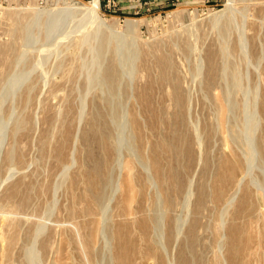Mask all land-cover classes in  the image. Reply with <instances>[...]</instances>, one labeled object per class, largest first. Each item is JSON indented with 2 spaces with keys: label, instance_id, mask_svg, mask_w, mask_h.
<instances>
[{
  "label": "rangeland",
  "instance_id": "374dc122",
  "mask_svg": "<svg viewBox=\"0 0 264 264\" xmlns=\"http://www.w3.org/2000/svg\"><path fill=\"white\" fill-rule=\"evenodd\" d=\"M65 1L71 6L55 3L56 0H0V264H79L82 261L81 264H91L81 243L84 228L80 226L88 221L97 231L92 245L94 258L91 257L95 264H115L116 228L125 220L129 224L127 238L133 245L131 252L136 253V248H143V244L145 248L148 243L141 240L136 222L156 212V207L152 210L151 200H159L160 190L153 168L140 156L138 145H144L141 150L149 153L155 140L161 145L171 142L169 152L163 150L161 157L164 161L168 159L170 166L180 170L185 178L181 190L172 194L177 201L172 210L173 217L176 216L172 228L178 229L180 225L183 227L181 233L173 229L174 237L166 240V221L162 217L154 228L151 227L153 230L150 229L151 238L160 242L154 239L158 254L167 264H176L180 247L186 243L190 218H195L197 240L186 247L190 261L229 264L225 250L230 242L229 224H237L241 229L247 228V233L239 230L243 235L250 232L259 239L251 249L259 251L261 264H264V237L259 232L264 225H260L264 223V156H260L258 149H264V0L254 1V4L235 0L237 11L228 33L211 19L214 12L225 7L227 0H123L124 3L122 0H98V14L106 20L102 25L98 17L84 9L91 0ZM127 18L138 21L135 26L127 27ZM241 39H244L242 43ZM184 42L190 44L185 46ZM210 51L216 53L217 71L212 86L207 87ZM161 54L170 55L176 63L174 76L180 89L188 95L181 112L174 103L171 83L159 77L156 58ZM110 67L117 73L114 89L107 86L104 79V70ZM233 101L238 105L239 115L235 110L232 116L226 108H230ZM219 103L224 105L227 116L223 122L225 131L223 124L215 122ZM107 110H110L108 115ZM131 113L141 123L138 129L130 125ZM179 116L185 117L181 119L182 124L177 123ZM96 118H106L108 132L101 134L103 144L98 136L94 140L92 134ZM151 122L155 124L154 129H151ZM212 123L213 131L210 130ZM138 130L144 133L145 142L137 141ZM179 134H190L194 138L191 156L184 153V146L176 143L174 138ZM106 156L110 163L109 172L106 169L109 177L102 190L104 198L95 205L94 212H84L92 207L86 176H97L91 169L92 160ZM230 157L245 159L247 165L244 164L243 172L231 176L230 183H219V163ZM206 158L209 160L205 168ZM127 159L133 162L129 167L131 174L140 182L146 177L147 184L135 196L136 202L132 201L131 209L135 208L132 214L122 213L119 202L124 193L118 181L129 170L123 167ZM200 184L204 186L205 196L202 203L196 205ZM218 190L222 193L220 202L214 196ZM140 191L146 196L145 200L141 199ZM246 192L247 202L251 198L253 201L247 203V215H251L248 219L242 216L246 213L240 209ZM183 221L186 222L183 224ZM244 244L242 247L246 248ZM231 249L237 253L235 246ZM24 250L33 253L25 254ZM32 254H36L37 259ZM145 260L135 258L131 264L154 262Z\"/></svg>",
  "mask_w": 264,
  "mask_h": 264
},
{
  "label": "bare ground",
  "instance_id": "6f19581e",
  "mask_svg": "<svg viewBox=\"0 0 264 264\" xmlns=\"http://www.w3.org/2000/svg\"><path fill=\"white\" fill-rule=\"evenodd\" d=\"M246 4L248 3V4H254L255 2L254 1H258V0H243ZM60 2L61 3H63V4H68V2H66L65 0H56V2L55 3H59L60 4ZM259 2V1H258ZM73 4V3H72ZM234 4H235V0H227V2H226V5H225V7L223 8V9H220V10H218V11H216V12H214L213 14H212V18L211 19H213V21L212 22H214V23H216V24H221V26H222V28L225 30V32H227L228 33V31H229V29H230V27H231V24H232V21H234V19H235V7H234ZM64 5V6H65ZM69 6H71V3L70 4H68ZM87 6H86V8H84V9H87L92 15H94L95 17H98V21H99V23L102 25L103 23H104V21H106L103 17H101L99 14H98V6H99V2H98V0H91L89 3H87L86 4ZM85 7V6H84ZM70 8V7H69ZM264 10V9H263ZM237 11V10H236ZM174 12H177V11H174ZM180 12V11H179ZM239 12V11H238ZM174 15H175V13H173ZM176 14H179L178 12L176 13ZM181 14H182V11H181ZM179 16H180V14H179ZM20 21V20H19ZM18 21V22H19ZM137 19H133V18H127V19H125V22H126V25H127V27H132L133 25L135 26V23H137ZM17 25V24H16ZM216 26V25H215ZM184 29V28H183ZM188 32V31H187ZM264 32V31H263ZM176 33H178V32H176ZM186 33V32H185ZM180 35V34H179ZM263 35V34H262ZM184 36H185V34H184ZM251 36V35H250ZM80 37V36H79ZM178 37V36H177ZM186 38V37H185ZM189 38V37H188ZM191 38H192V36H191ZM250 38V37H249ZM252 38V37H251ZM264 38V37H263ZM90 39V38H89ZM254 39V38H253ZM256 39H257V37H256ZM183 40V39H182ZM234 40V39H233ZM229 41V40H228ZM241 41V43H242V41H244V39H241L240 40ZM245 41H247V38H246V40ZM171 42V41H170ZM169 42V43H170ZM232 42V41H231ZM231 42H230V44H231ZM249 42V41H248ZM255 42V41H254ZM166 43V42H165ZM180 43V42H179ZM185 43V46H187V44H190L189 42L187 43V42H184ZM235 43H237V42H235ZM167 44V43H166ZM228 44H229V42H228ZM233 44V43H232ZM168 45V44H167ZM238 45V44H237ZM253 45V44H252ZM251 45V46H252ZM258 45V44H257ZM250 46V45H249ZM153 47V46H152ZM142 48H144V47H142ZM154 48V47H153ZM170 48V47H169ZM235 48H237V47H235ZM239 48V47H238ZM152 50V49H151ZM155 50V52H156V49H154ZM153 50V51H154ZM161 50V49H160ZM165 50V49H164ZM184 50H186V49H184ZM234 50V49H233ZM166 51V50H165ZM168 51V50H167ZM252 51H254V50H252ZM148 52V51H147ZM150 52V51H149ZM157 52H160V51H157ZM156 52V53H157ZM173 52V51H172ZM161 53V52H160ZM164 53V52H163ZM256 53H257V51H256ZM159 54V53H158ZM173 54V53H172ZM255 54V53H254ZM252 55V54H251ZM158 56V55H157ZM214 57H216V53H215V51H210V53L208 54V57H207V69L206 70H208V72H209V77L207 78V79H205L206 80V83H207V87L208 86H212V83L213 82H211L212 81V79H213V75L216 73V71H217V64H216V59H214ZM254 57V56H253ZM256 57V56H255ZM217 58V57H216ZM173 59L172 58H170V55H167V54H161V56H158L157 58H156V63H158V66L160 67L159 68V77H160V79H161V81H169L168 83H171V85H172V89H173V98H174V103H175V105L177 106V110L179 111V112H181V110H182V108L184 107V105H185V101H186V97L188 96L187 95V93H185L184 94V89H180V87H179V85L180 84H178L179 82H177L178 80H177V78L174 76L175 75V70H176V63H174V61H172ZM226 65H227V63H226ZM232 66H233V64H232ZM81 67H82V65H81ZM198 67V66H197ZM219 67V66H218ZM225 67V66H224ZM228 67V66H227ZM226 67V68H227ZM229 67H231L230 65H229ZM233 67H235V65L233 66ZM236 68V67H235ZM234 68V69H235ZM57 69V68H56ZM232 69V68H231ZM168 70V71H167ZM218 70H219V68H218ZM105 72H104V79H105V83H107V86L109 85V87L111 88H113L114 89V86H115V80L117 79V73H116V71H115V69L113 68V67H110V68H107L106 70H104ZM229 71H230V68H229ZM198 72V71H197ZM196 72V73H197ZM178 73V72H177ZM180 73V72H179ZM201 74V73H200ZM177 75V74H176ZM194 76H195V74H194ZM202 76V75H201ZM157 77V76H156ZM158 77V78H159ZM103 79V80H104ZM192 80H195V79H193L192 78ZM204 80V79H203ZM117 81V80H116ZM185 82V81H184ZM211 82V83H210ZM200 83V82H199ZM203 83H205V82H203ZM116 85H117V83H116ZM186 86V85H185ZM205 86H206V84H205ZM117 87V86H116ZM206 88V87H205ZM211 89V88H210ZM108 90H110V89H108ZM112 90V89H111ZM208 90V89H207ZM226 90H227V88H226ZM114 90H112L111 92H113ZM185 91H186V89H185ZM115 92H117V91H115ZM209 92V91H208ZM221 93H223V92H221L220 91V94ZM226 93V92H225ZM113 95H115L114 93H113ZM187 95V96H186ZM211 95V94H210ZM222 95V94H221ZM246 95V94H245ZM207 96V95H206ZM222 97H223V95H222ZM20 99H21V97H20ZM23 99V98H22ZM215 100V99H214ZM222 100V99H221ZM233 100H234V98H233ZM240 100V99H239ZM224 101H226V100H223V102ZM220 102V101H219ZM222 102V103H223ZM227 102V101H226ZM236 102H237V100H236ZM111 104V103H110ZM226 105V104H225ZM245 105V104H244ZM226 106H228V105H226ZM117 108V107H116ZM219 109H217L218 110V115H217V118H218V120H216L215 122L217 123L218 122V124H223V122H224V119H226V112H225V108H224V105H222L221 103H219V107H218ZM226 108H228V110L230 111V113L229 114H231L232 116H234V113H236L237 112V114L239 115V112L237 111V109H238V105L236 104V103H234V101L233 102H230V108L229 107H226ZM243 108H244V106H243ZM104 109V108H103ZM107 109V108H106ZM114 109H115V107H114ZM105 110V109H104ZM227 110V109H226ZM235 110H236V112H235ZM240 110V109H239ZM243 110V109H242ZM102 112H103V110H101ZM108 111H110V110H107L106 111V114L108 113ZM119 111V110H118ZM114 112H115V110H114ZM183 112V111H182ZM185 112V111H184ZM228 112V111H227ZM243 112V111H242ZM110 114V113H109ZM178 114V113H177ZM99 114H97V116H98ZM108 115V114H107ZM175 115V114H174ZM262 115V114H261ZM99 116H102V115H99ZM130 116V118H129V121H130V125L133 127V128H137L138 129V127L140 126L139 124H141V123H139V120H138V118H137V116L135 115V114H130L129 115ZM177 115H175V117H176ZM236 116V115H235ZM240 116H241V114H240ZM244 116V115H243ZM152 117V116H151ZM182 117V116H181ZM257 117V116H256ZM262 117V116H261ZM182 118H185V117H182ZM182 118H180V116L179 117H177V123H180V124H182L181 123V119ZM260 118V117H259ZM100 119V118H99ZM106 119V118H105ZM105 119H100V120H97V118L96 119H94V128H93V132H92V134H93V136H95V138H94V140L95 139H97L96 138V136H98V141L100 142V143H102V139H101V134H102V132H104V133H106V132H108V127H107V124H106V122H105ZM109 119V118H108ZM153 119V118H152ZM229 119H231V118H229ZM233 119V118H232ZM240 119V118H239ZM257 119V118H256ZM148 120H149V117H148ZM260 120V119H259ZM99 121H101V124H102V126H101V124H100V122ZM109 121V120H108ZM157 121L158 120H156L155 122L157 123ZM176 121V120H175ZM232 121V120H231ZM234 121V120H233ZM235 121H237L238 123H239V120H235ZM185 122V121H184ZM264 122V121H263ZM176 123V124H177ZM96 124H99V128L98 127H96L97 125ZM151 125V129H154V127H155V124H154V122L152 123H150ZM217 124V125H218ZM226 124V123H225ZM157 125H158V123H157ZM178 125V124H177ZM184 125H186L185 123H184ZM198 125V124H197ZM238 125V124H237ZM18 126V125H17ZM196 126V125H195ZM211 126V129L210 130H212L213 131V123L210 125ZM216 126V125H215ZM223 126V129H224V124L222 125ZM254 126V125H253ZM252 126V127H253ZM262 126V125H261ZM218 127H220L219 125H218ZM226 127V126H225ZM20 128V127H19ZM100 128H103V129H100ZM179 128V127H178ZM184 128V127H183ZM194 128H197V127H194ZM194 128H193V130H194ZM205 128H206V126H205ZM207 128H208V126H207ZM222 128V127H221ZM137 129H136V131H137ZM150 129V128H149ZM16 130V129H15ZM134 131H135V129H133ZM180 130V129H179ZM196 130V129H195ZM255 130V129H254ZM139 131V130H138ZM142 131V130H141ZM141 131H139L138 132V142L139 143H141V141H144V138H143V134L141 133ZM154 131V130H153ZM153 131H151V132H153ZM208 131H209V129H208ZM211 131V132H212ZM215 131V130H214ZM224 131H225V129H224ZM223 131V132H224ZM252 131H253V129H252ZM119 132V131H118ZM183 132V131H182ZM181 131H180V133H182ZM207 132V131H206ZM211 132H209V133H211ZM137 133V132H136ZM184 133H185V131H184ZM209 133H206V135L207 134H209ZM225 133V132H224ZM254 133V132H253ZM227 134V133H226ZM225 134V135H226ZM246 134V133H245ZM109 135V134H108ZM111 135V134H110ZM131 135V134H130ZM137 135V134H136ZM135 135V136H136ZM147 135V134H146ZM240 135V134H239ZM173 136H174V134H173ZM210 136H211V134H210ZM245 136V135H244ZM247 136V135H246ZM260 136V135H259ZM263 136H264V134H263ZM145 137V136H144ZM149 137V136H148ZM253 137V136H252ZM256 137V136H255ZM105 138V137H104ZM208 138V137H207ZM223 138H224V135H223ZM249 138V137H248ZM150 139V138H149ZM175 139V141H176V143L178 144V145H182V147L184 146V153H186L188 156L190 155L191 156V154H192V145H193V143H192V145H191V140H194V138L192 139L191 138V136H190V134L189 135H187L186 134V136H184V134H183V136L181 135V134H179L177 137H175L174 138ZM225 139V138H224ZM229 139V138H228ZM250 139V138H249ZM261 139V138H260ZM105 140V139H104ZM155 140V139H154ZM153 140V141H154ZM172 140H173V138H172ZM226 140H227V137H226ZM230 140V139H229ZM251 140H252V138H251ZM259 140V139H258ZM152 141V142H153ZM158 141V140H157ZM228 141V140H227ZM226 141V142H227ZM262 141V140H261ZM98 142V143H99ZM104 142V141H103ZM145 142V141H144ZM209 142V141H208ZM259 142V141H258ZM263 142V141H262ZM261 142V143H262ZM171 143V142H170ZM169 143V144H170ZM172 143H174V142H172ZM194 143H195V141H194ZM103 144V143H102ZM151 144V143H150ZM169 144L167 143H165L164 145H161V144H159L158 142H156V140H155V142H154V144H153V146H152V148L149 150V153H144L141 149H142V146H144V145H142V146H140V145H138V147H140V149H138V152H139V154H140V156L142 157V158H144V160H146L147 161V163L150 165V167H152L153 168V171H154V174H155V178H156V182H157V184H158V188H159V190H160V194H159V200H157L156 198H154V199H152V198H150V200H151V204H152V206H153V208H152V206H151V208H152V210H155L154 208L156 207L157 208V210H156V212L154 213V214H144L145 215V217H143L142 216V219H140L139 220V222H136L137 224L136 225H138V227H139V231H141L139 234V236H140V238H141V240H143V241H145V243L147 242L148 243V245H146V247L144 248V244L142 245L143 246V248L142 247H139V248H136V253L135 252H131V246H133V245H131V243H130V240H129V238H127L128 237V226H129V224H128V222H127V220H125V222H123L122 224H120L119 223V225H118V227L116 228V236H115V241H116V243L114 244V259H115V264H131V262H132V260H134L135 258H138V261H139V259L140 258H142L143 260L144 259H146L145 261L147 262V260H153L156 264H167L166 263V260L162 257V255H159L158 254V250H159V248H158V246H157V243H156V241L157 242H159V240H157V238L155 239L154 237V239L156 240H154V239H152L151 238V234L150 233H152V232H150V229H151V231L153 230L152 228H154L153 226L158 222V219L160 220V217H162V218H164V220L166 221V232H165V236H166V240H167V238H168V241L171 239V236H172V230L173 229H176V228H172L173 226H174V221H175V217H173V215L174 214H172L173 212H172V210H173V208L176 206V202L173 200V198H172V194L174 195V194H177L180 190H181V187H182V184L185 182L184 181V177L181 175L182 173L180 172V170L178 171V169L176 170L173 166H170L171 164H170V161L167 159V161L165 160H163V158L161 157V156H163L162 155V153L164 152L163 150H166L167 152H169ZM263 144V143H262ZM134 145V144H133ZM146 145V144H145ZM101 146V145H100ZM177 146V145H176ZM258 146H260V143L258 144ZM104 147V146H103ZM145 147V146H144ZM149 147V146H148ZM179 147V146H178ZM150 148V147H149ZM258 148V147H257ZM256 148V149H257ZM175 149H176V147H175ZM180 149V148H179ZM179 149H176V150H179ZM230 149V148H229ZM261 152H259V154H261L260 156H264V149H262V147H259L258 148ZM104 150V149H103ZM131 150V149H130ZM175 150V151H176ZM247 150V149H246ZM245 150V151H246ZM137 151V150H136ZM230 151V150H229ZM233 151V150H232ZM249 151V150H248ZM258 151V150H257ZM92 153V152H91ZM104 153H106V152H104ZM173 153H174V151H173ZM178 153V152H177ZM231 153V152H230ZM236 153V152H235ZM246 153V152H245ZM170 154V153H169ZM181 154V153H180ZM229 154V153H228ZM105 155V154H104ZM168 155V154H167ZM248 155H250V153L248 154ZM169 156V155H168ZM168 156H166V157H168ZM208 156V155H207ZM231 156V155H230ZM237 156H239L238 154H237ZM91 157V156H90ZM99 157V156H98ZM97 157V158H98ZM141 157H140V159H141ZM209 157V156H208ZM171 158V157H170ZM261 158V157H260ZM189 159V158H188ZM262 159V158H261ZM134 160V159H133ZM171 160V159H170ZM190 160V159H189ZM208 160L209 159H207L206 158V160H205V165H204V167L206 168L207 167V163H208ZM219 160V159H218ZM224 160V159H223ZM244 161H246L245 159H243ZM250 160V159H249ZM126 161V160H125ZM124 161V162H125ZM244 161H242V159L240 158V157H233V158H229V159H226V161H224V163L223 162H221V163H219V170H220V173H219V175H218V177H217V179H218V181H219V183H221V182H224V184H228V183H230L231 181H232V175L233 174H235L236 172H243V170H244ZM92 167H91V169H94V171H95V174L97 175V176H94V175H89V176H86V177H88V181H87V184L85 183V182H83V185H84V183H85V185H86V188H88V190H90L91 191V193L89 192V194L91 195V202H92V207H88V208H86L85 210H84V212L86 211H88V212H91V211H95L94 210V207H95V209H96V204H98V202L100 201V200H103V195H102V190H103V187H104V184H106V181H107V178L109 177L108 175V167H109V163H110V159L108 158V156H106V157H102L101 159H98V160H92ZM134 162H135V160H134ZM192 162V161H191ZM220 162V161H219ZM248 162V161H247ZM218 163V162H217ZM133 164V162L130 160V162L128 161V159H127V161H126V163L123 165V167H124V169H129V167L131 166V165ZM135 164L137 165V163L135 162ZM134 164V165H135ZM186 164H187V161H186ZM262 164V163H261ZM176 165V164H175ZM174 165V166H175ZM188 165V164H187ZM245 165H247V164H245ZM185 166V165H184ZM189 166V165H188ZM217 166H218V164H217ZM84 167H86V166H84ZM133 167V166H132ZM176 167V166H175ZM246 167V166H245ZM134 168V167H133ZM136 168H137V166H136ZM140 168V167H139ZM179 168V167H178ZM184 168V167H183ZM186 168V167H185ZM184 168V169H185ZM84 169V168H83ZM86 169H88V168H86ZM89 170V171H92V170ZM106 169H107V171H106ZM184 169H183V171H184ZM218 169V168H217ZM82 170V169H81ZM80 170V171H81ZM130 170L131 169H129L127 172H126V174L124 175V177H122V180L121 181H118V185H119V187L122 189V191H123V193L124 194H122L123 196H122V199H121V201H119V202H121L120 203V205H121V208L120 209H122L121 210V212L122 213H128V214H132L134 211V209H131L132 207H131V203H132V201L134 200V198H135V196L139 193V190H141L144 186H145V184H146V181H145V179H146V177H145V179H142L143 177H141V179H142V181L140 182L139 180H137V177L135 176V175H133V173L131 174V172H130ZM140 170V169H139ZM142 170V169H141ZM88 171V172H89ZM151 171V170H150ZM134 172V171H133ZM143 172H146L145 170L143 171ZM149 172V171H148ZM206 172V171H205ZM125 172H123V174H124ZM137 172L135 171V174H136ZM152 173V172H151ZM184 173H185V171H184ZM83 174V173H82ZM123 174H122V176H123ZM137 174H139V173H137ZM146 174V173H145ZM147 174H149L150 175V173H147ZM185 175V174H184ZM236 175V174H235ZM140 176H142L141 174H140ZM139 176V177H140ZM144 176H147V175H144ZM84 178H85V176H83ZM150 177H151V175H150ZM214 177V176H213ZM216 178V177H215ZM169 179H170V181H169ZM213 179V178H212ZM263 179H264V177H263ZM262 179V180H263ZM153 180V179H152ZM80 181V180H79ZM86 181V180H85ZM137 181H139V184H140V186L138 185V183H137ZM217 181V182H218ZM264 181V180H263ZM84 185V186H85ZM147 185V184H146ZM211 185V184H210ZM217 185V184H216ZM219 185V184H218ZM149 186V185H148ZM152 186V185H151ZM150 186V187H151ZM147 187V186H146ZM215 187V186H214ZM228 187V186H227ZM197 197H196V200H195V203H196V205L197 204H200V202L202 201V199H203V197L205 196V190H204V186L202 185V184H200V185H198L197 186ZM146 189V188H145ZM249 189V188H248ZM27 190H28V188L25 190L26 192H27ZM87 190V189H86ZM87 190V191H88ZM107 190H108V188H107ZM144 190V189H143ZM149 190V189H148ZM83 191H85V190H83ZM221 191V190H220ZM219 190L217 191V193H216V195L214 194V196H215V199L217 200V201H219L220 202V200H221V198H222V193L220 192ZM108 192V191H107ZM141 192V191H140ZM143 192V191H142ZM141 192V199L142 200H145L146 199V196L144 195V193H142ZM147 192V191H146ZM174 192H176V193H174ZM208 192V191H207ZM214 192V191H213ZM250 192V191H249ZM83 193V192H82ZM210 193V192H209ZM84 194V193H83ZM244 194V193H243ZM257 194V193H256ZM79 195H80V193H79ZM252 195V194H251ZM78 196V195H77ZM81 196V198H82V195H80ZM84 196V195H83ZM121 196V195H120ZM139 196V195H138ZM211 196V195H210ZM242 196H244V195H242ZM241 196V197H242ZM258 196V199H260V197H259V195H257ZM25 196H23V198H24ZM79 197V196H78ZM119 197V196H118ZM151 197V196H150ZM155 197V196H154ZM174 197V196H173ZM179 197H180V194H179ZM178 197V198H179ZM246 197H247V192H246V195L244 196V198L242 199V201L240 202L241 204V207H240V209L242 210V212H243V210H244V213H246V214H244V215H242V216H246V218H247V216L249 215V213H248V215H247V203L249 202H251L252 200V198L247 202V200H246ZM254 197V196H253ZM256 197V196H255ZM149 197H147V199H148ZM157 198H158V194H157ZM184 198H185V196H184ZM183 198V199H184ZM206 198V197H205ZM204 198V199H205ZM213 198V197H212ZM25 199V198H24ZM23 199V200H24ZM83 199V198H82ZM176 199V198H175ZM255 199V198H254ZM22 200V199H21ZM77 200V199H76ZM79 200V199H78ZM87 200V199H86ZM149 200V201H150ZM214 200V199H213ZM212 200V201H213ZM241 200V199H240ZM72 201H74V200H72ZM81 201V200H80ZM116 201H117V199H116ZM148 201V200H147ZM256 201V200H255ZM87 202H89V200H87ZM118 202V203H119ZM134 202H136V200H134ZM253 202V201H252ZM257 202V201H256ZM138 203V202H137ZM145 203V202H144ZM144 203H142L143 205H144ZM179 203H180V201H179ZM182 203V202H181ZM202 203V202H201ZM216 203H218V202H216ZM22 204V203H21ZM20 204V205H21ZM24 204V203H23ZM89 204V203H88ZM117 204V203H116ZM133 204H135V203H133ZM139 204V203H138ZM149 204V203H148ZM19 205V206H20ZM91 205V204H90ZM136 205V204H135ZM134 205V206H135ZM146 205V204H145ZM178 205V204H177ZM182 205V204H181ZM180 205V206H181ZM218 205V204H217ZM237 206V205H236ZM235 206V207H236ZM255 206V205H254ZM118 207H119V205H118ZM136 207V206H135ZM140 207V206H139ZM250 207V206H249ZM150 208V209H151ZM182 208V207H181ZM180 208V209H181ZM193 208V207H192ZM199 208V207H198ZM251 208H253V206L251 207ZM112 209V208H111ZM196 209V208H195ZM114 210V209H113ZM142 210V209H141ZM145 210V209H144ZM177 210V209H176ZM191 210V209H190ZM198 210V209H197ZM120 211V210H119ZM139 211V210H138ZM158 211H160L161 212V215H159L158 214ZM174 211H175V209H174ZM180 211V210H179ZM77 212V211H76ZM135 212H136V210H135ZM196 212V211H195ZM238 212V211H237ZM252 212V211H251ZM250 212V213H251ZM80 213H82V211L80 212ZM120 213V212H119ZM142 213V212H141ZM140 213V214H141ZM147 213V212H146ZM190 213H191V211H190ZM193 213V212H192ZM94 214V213H93ZM110 214V213H109ZM121 214V213H120ZM139 214V215H140ZM242 214V213H241ZM84 215H85V213H84ZM118 215V214H117ZM135 215V214H134ZM177 215V214H176ZM179 215V214H178ZM177 215V216H178ZM186 215V214H185ZM241 216V215H240ZM250 216L251 215H249V217L248 218H250ZM252 217H253V215H252ZM89 218H91V217H89ZM95 218V217H94ZM123 218H124V216H123ZM127 218V217H126ZM161 218V219H162ZM246 218H244L243 217V219H245L246 220ZM247 218V219H248ZM254 218V217H253ZM93 219V218H92ZM195 219V218H194ZM194 219L193 220H191V218H190V221H191V223H190V226L188 227V229L186 230L187 232H186V238L184 239V240H186L185 242V244L183 245V246H181L180 247V250H179V253H178V259H177V263L176 264H195V263H193L192 261H190L189 259H188V257H187V250H186V247L188 248L189 247V245H193V244H195V242H196V238H195V233H194V227H195V222H194ZM88 220H90V219H88ZM87 220V221H88ZM133 220V219H132ZM179 220V219H178ZM184 220V219H183ZM185 220H187V219H185ZM256 220H257V218H256ZM260 220V219H259ZM258 220V221H259ZM262 220V219H261ZM97 221V220H96ZM122 221V220H121ZM124 221V220H123ZM137 221V220H136ZM218 221H220V220H218ZM232 221V220H231ZM250 223L252 222V220H248ZM254 221L255 220H253V223H254ZM257 221V222H258ZM90 221H88V223H85V224H81V226H80V228L82 227V229L84 228V232H83V235H82V237H81V243H83L84 244V249H85V251L89 254V256H90V261H91V264H95V262L92 260V258H94V252H93V249H92V245H93V243L95 242V240H94V238H95V234H96V232L97 231H94L93 229H92V227H90V223H89ZM91 222H92V220H91ZM110 222V221H109ZM114 222V221H113ZM117 222L118 221H116V224H117ZM161 222V221H160ZM186 221H183V224L185 223ZM188 223H189V220L187 221ZM228 222H230V221H228ZM263 222H264V220H263ZM82 223V222H81ZM97 223V222H96ZM108 223V222H107ZM106 223V224H107ZM134 223V222H133ZM176 224H177V222H175ZM182 223V222H181ZM180 223V224H181ZM216 223V222H215ZM219 223V222H218ZM234 223V222H233ZM232 223V224H233ZM255 223H256V221H255ZM101 224L102 223H100V226H101ZM110 224V223H109ZM116 224H114L115 226H116ZM161 224H162V222H161ZM182 224V225H183ZM241 224H243L242 223V221H241ZM249 224V223H248ZM257 224V223H256ZM255 224V225H256ZM261 224H264V223H260V225ZM99 225V224H98ZM110 225H112V223L110 224ZM110 225H108V226H110ZM113 225V226H114ZM132 223H131V227H132ZM135 225V226H136ZM158 225V224H157ZM76 226H78L77 224H76ZM96 226V225H95ZM114 226V227H115ZM184 226V225H183ZM216 226H217V224H216ZM227 226V225H226ZM239 225H237V224H233V225H231V224H229V229L230 230H228L229 231V240H230V242H229V244L227 243L226 245H225V250H226V253H227V256H228V261H229V264H261L262 262H261V259L259 258V251L257 252V251H254V250H252L251 248H252V246L254 245V244H256V243H258V240L259 239H255L253 236H252V234L249 232V230H248V232H249V234L248 235H243L239 230H242V231H245L246 233H247V228H245V229H241V227H238ZM257 226V225H256ZM259 226V225H258ZM94 227V226H93ZM137 227V226H136ZM152 227V228H151ZM175 227V226H174ZM218 227V226H217ZM220 227H221V225H220ZM244 227V226H243ZM245 227H247V221H245ZM261 228L259 229L260 231V234H261V232L263 233V237H264V225H262V226H260ZM95 228V227H94ZM99 228V227H98ZM110 228H111V226H110ZM183 228V227H182ZM182 228H181V226L180 225H178V229H176L177 230V233H181L180 232V230H182ZM254 228V227H253ZM39 229V228H38ZM37 229V230H38ZM76 229V228H75ZM100 229H103V228H100ZM249 229V228H248ZM256 229V228H255ZM109 230V229H108ZM112 231H113V229H111ZM133 230V229H132ZM218 230V229H217ZM76 231V230H75ZM107 231V230H106ZM109 231H107V233H108ZM138 232V231H137ZM183 232V231H182ZM252 232V231H251ZM255 232V231H254ZM68 233V232H67ZM111 233V232H110ZM112 233H114V232H112ZM175 233H176V231H175ZM213 232H211V234H212ZM74 234V233H73ZM79 234V233H78ZM98 234V233H97ZM130 234V233H129ZM155 234V233H154ZM65 235V234H64ZM109 235V234H108ZM111 235V234H110ZM109 235V236H110ZM115 235V234H114ZM113 235V236H114ZM161 235V234H160ZM214 235H215V230H214ZM67 236V235H66ZM138 236V237H139ZM153 236V235H152ZM255 236V235H254ZM69 237V236H68ZM132 237V236H131ZM137 236H135V238H136ZM172 237H174V236H172ZM178 237V236H177ZM218 237V236H217ZM79 238H80V235H79ZM114 238V237H113ZM180 239H181V237H179ZM259 238V237H258ZM11 239V238H10ZM70 241H71V236H70ZM69 239H67L68 241H69ZM162 238H160V240H161ZM177 239V238H176ZM175 239V240H176ZM63 240V239H62ZM61 240V241H62ZM110 240H111V237H110ZM114 240V239H113ZM113 240H112V243H113ZM132 240V239H131ZM133 240H134V238H133ZM173 240V239H172ZM216 240V239H215ZM5 241V240H4ZM65 241V240H64ZM69 241V244L71 243ZM139 241V240H138ZM179 241V240H178ZM181 241H183V239L181 240ZM3 242V241H2ZM12 242V241H11ZM76 242V241H75ZM134 242V241H133ZM132 242V243H133ZM142 242V241H141ZM260 242V241H259ZM263 242H264V240H263ZM65 243V242H64ZM77 243V242H76ZM80 243V244H81ZM140 243V242H139ZM138 243V244H139ZM160 243V242H159ZM168 243V242H167ZM182 243V242H181ZM197 243H198V241H197ZM243 243H245L244 245L246 246V248L245 247H242V244ZM2 244V243H1ZM11 244V243H10ZM62 244V243H61ZM74 244V243H73ZM82 244V245H83ZM134 244V243H133ZM161 244H162V241H161ZM262 244V243H261ZM259 245V248H261L262 247V245ZM4 245V244H3ZM65 245V244H64ZM67 245V244H66ZM75 245V244H74ZM257 245V244H256ZM111 248H113V245L111 244ZM134 246H136V244L134 245ZM233 246H235V248H236V250H237V253L235 252V251H233L232 249H231V247L233 248ZM255 246V245H254ZM253 246V247H254ZM3 247V246H2ZM62 247H63V245H62ZM138 247V246H137ZM159 247H160V245H159ZM191 247V246H190ZM258 247V246H257ZM256 247V248H257ZM161 248H162V246H161ZM0 249H1V247H0ZM60 249H61V247H60ZM59 249V250H60ZM134 249V248H133ZM222 249V248H221ZM3 250V249H2ZM1 250V251H2ZM224 250V251H225ZM259 250H261V249H259ZM25 251V250H24ZM30 251V250H29ZM112 251V250H111ZM161 251H163L162 249H161ZM28 252V251H27ZM32 252V251H31ZM31 252L30 253H26V251H25V254H30L31 255ZM110 252V251H109ZM160 252V251H159ZM190 252V251H189ZM1 253V252H0ZM33 253V252H32ZM113 253V252H112ZM164 253V252H163ZM193 253V252H192ZM192 253H191V255H192ZM37 254V253H36ZM36 254H32L33 256L34 255H36ZM165 254V253H164ZM262 254V253H261ZM2 255H4V254H2ZM166 255V254H165ZM172 255V254H171ZM224 255H226V254H224ZM249 255V256H248ZM28 257H29V255H27ZM203 256V255H202ZM3 257V256H2ZM1 257V258H2ZM92 257V258H91ZM113 257V256H112ZM261 257H262V255H261ZM34 258H36L37 259V255L36 256H34ZM194 258V257H193ZM95 259H96V256H95ZM103 259V258H102ZM195 259V258H194ZM198 259H199V257H198ZM221 259H222V261H223V258L221 257ZM59 260V259H58ZM97 260V259H96ZM95 260V261H96ZM137 260V259H136ZM218 260H219V258H218ZM199 261V260H198ZM197 261V263H199ZM210 261H211V258H210ZM250 261H251V263H250ZM58 262V261H57ZM83 262V261H82ZM81 262V263H82ZM114 262V261H113ZM134 262V261H133ZM153 262V263H154ZM212 262V261H211ZM58 263H60V262H58ZM81 263H79V264H81ZM136 263V262H135ZM141 263H142V261H141ZM143 263H145V262H143ZM142 263V264H143ZM152 263V264H153ZM212 263H214V262H212ZM97 264V263H96ZM99 264V263H98ZM138 264V263H137ZM146 264V263H145ZM218 264V263H217ZM220 264V263H219Z\"/></svg>",
  "mask_w": 264,
  "mask_h": 264
},
{
  "label": "crops",
  "instance_id": "0c3cea01",
  "mask_svg": "<svg viewBox=\"0 0 264 264\" xmlns=\"http://www.w3.org/2000/svg\"><path fill=\"white\" fill-rule=\"evenodd\" d=\"M122 1H123V0H122ZM126 1H129V2H130V1H132V0H126ZM152 1H153V0H152ZM122 3H124V1H123Z\"/></svg>",
  "mask_w": 264,
  "mask_h": 264
}]
</instances>
